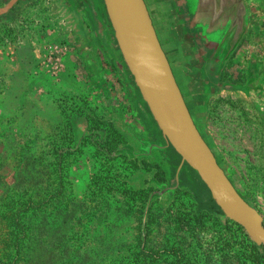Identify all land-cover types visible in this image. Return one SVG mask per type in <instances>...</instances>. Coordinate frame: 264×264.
I'll return each mask as SVG.
<instances>
[{
	"label": "rangeland",
	"instance_id": "1",
	"mask_svg": "<svg viewBox=\"0 0 264 264\" xmlns=\"http://www.w3.org/2000/svg\"><path fill=\"white\" fill-rule=\"evenodd\" d=\"M39 1L38 10H18L15 20L54 23L53 11ZM249 40L229 69L231 81L245 79ZM74 52L69 64L64 57L70 68L60 78L72 87L46 94L57 111L25 123L0 122V264H264L241 226L228 219L220 225L190 194L179 193L167 207L153 204L143 230L146 195L128 183L132 169L125 159L105 156L88 140L75 151L77 117L115 134L97 118L119 89L92 91ZM108 82L115 87L113 78ZM206 126L229 179L264 219V101L214 98ZM187 182L194 192L197 182L190 176ZM207 201L213 207L209 193ZM17 237L23 238L18 254Z\"/></svg>",
	"mask_w": 264,
	"mask_h": 264
},
{
	"label": "water",
	"instance_id": "2",
	"mask_svg": "<svg viewBox=\"0 0 264 264\" xmlns=\"http://www.w3.org/2000/svg\"><path fill=\"white\" fill-rule=\"evenodd\" d=\"M34 1L0 0V23L11 25L15 21L17 10L26 8ZM102 2L105 20L113 31L124 68L130 74L140 99L146 105L165 141V146H159L157 149L163 151L171 148L179 160L177 171L182 165H187L188 170L194 172L206 187L210 199L221 214L241 226L253 244L264 247V219L233 185L220 161L221 153L210 146L211 137L206 126V103L197 114H191L188 110L172 73L169 56L162 49L168 42L160 40L150 19V14L155 12H150L143 0ZM251 4L259 8V17L251 12ZM174 12L185 16L183 19L188 32L183 37L182 45L198 48L200 54L204 53L209 45H215L216 47L210 49V53L227 59L247 34H251L253 39L258 41L264 32V0H175ZM176 30L178 31L177 28ZM261 70L259 63L248 59L243 82H217L206 78V88L211 90L208 98L228 95L246 102L264 101V74ZM198 85L202 90L201 80ZM117 127L135 139L129 127L122 123ZM136 141L138 152H134L129 145L119 146L112 153L106 150L103 152L112 158L126 155L128 159H140L147 157L151 148L155 147L148 142L137 139ZM134 177H137L141 185L144 177L138 174ZM149 185L161 189V184L156 182H150ZM174 188L175 186L165 187L157 194L162 196L166 193L167 197H170ZM149 208L150 198L143 212V230Z\"/></svg>",
	"mask_w": 264,
	"mask_h": 264
},
{
	"label": "flooded vegetation",
	"instance_id": "3",
	"mask_svg": "<svg viewBox=\"0 0 264 264\" xmlns=\"http://www.w3.org/2000/svg\"><path fill=\"white\" fill-rule=\"evenodd\" d=\"M36 1L38 0L33 3ZM143 1L155 12L150 14V19L156 33L157 30L161 31V38L168 42L162 49L165 47L167 50H164L165 54L170 55V59H173L171 70L188 110L191 114H197L201 111L204 103L209 110L210 102L214 97L208 98L211 90L206 88V78L214 79L217 82L231 81L228 76L229 69L233 66L236 54L245 38L250 34L245 36L234 53L227 59L210 53V49L216 47L215 45H209L208 49L206 48L204 53L200 54L198 48L182 45L183 37L188 30L183 19L185 16L174 12L175 0ZM45 2L48 10L53 11L52 18L56 24H59V29L67 32L73 42L77 55L91 77V90L96 93H106L112 92L113 89L114 91L119 89L120 95L117 94L116 98L111 97L104 117L97 118V122L110 126L115 134L109 137L104 127H92L88 122V116L77 117L74 121V128L77 132L75 151L82 146L84 140H88L91 148L105 156L107 155L103 150L112 153L122 145H129L134 152H138L136 139L148 142L155 147L151 148L147 157L140 159L138 157L128 159L126 155L120 157H123L127 166L129 165L132 169L130 179L132 186L145 193L146 202L150 198V207L156 203L167 207L180 193L190 194L199 206L209 208L208 191L199 181L197 175L194 172H189L185 164L177 171L179 160L171 148L170 150L166 148L163 151L157 149L159 146L164 147L165 141L157 130L146 105L140 99L130 74L124 68L113 31L105 20L102 0H45ZM111 78L114 80L115 87L110 86L112 89H109L108 81ZM200 80L203 85L202 90L198 85ZM244 80L243 77L231 82L237 83ZM119 123L129 127L135 139L121 131L117 127ZM173 156H175V160L171 161ZM136 173L138 176L144 177L143 179L141 177V185L136 179L137 177H134ZM189 176L197 182V186H195L197 189L194 192L187 182ZM150 182L161 184V189L171 186H175V188L170 197H167L166 193L158 196L157 193L161 189H155L152 187L153 185H149Z\"/></svg>",
	"mask_w": 264,
	"mask_h": 264
},
{
	"label": "crops",
	"instance_id": "4",
	"mask_svg": "<svg viewBox=\"0 0 264 264\" xmlns=\"http://www.w3.org/2000/svg\"><path fill=\"white\" fill-rule=\"evenodd\" d=\"M39 4L48 10L45 0ZM30 5L27 7L39 9L36 2ZM250 10L260 16L257 6L251 4ZM52 22L34 17L27 23L17 19L11 25H0V122L25 123L35 116L48 115V109L57 111L46 102L48 90L72 87L70 81L60 78L70 68L75 46L68 33ZM249 42L245 60L254 59L264 74V32L258 41L250 34ZM58 80L60 83H56Z\"/></svg>",
	"mask_w": 264,
	"mask_h": 264
},
{
	"label": "trees",
	"instance_id": "5",
	"mask_svg": "<svg viewBox=\"0 0 264 264\" xmlns=\"http://www.w3.org/2000/svg\"><path fill=\"white\" fill-rule=\"evenodd\" d=\"M73 128H74V126H73ZM209 142H210V146H211V147H214V145H213L211 139L209 140ZM120 156H121V155H120ZM120 156H118V157H120ZM107 157H109V156H107ZM109 158H112V157H109ZM115 158H116V157H115ZM220 161H221V163H222V166H223V167L226 169V171H227V166H226L225 163L223 162V159H222V158H221ZM128 183L131 184L130 180H128ZM209 209L214 213V217H215V219L219 222V224H220V225H224L226 218L224 217L223 214H221V212L219 211V209H218L216 206H214V205H213V207H211V208L209 207ZM149 210H150V208H149ZM148 212H149V211H148ZM18 238H19V237L16 238V241H18V242L16 243V245H18V246H17L16 248H14L16 254L19 253V244H20L21 239H23V238H19V240H18ZM251 245H252L253 248L256 250L258 256L261 257V256L264 254V252H263V251H264V247H262V246H256V245L253 244L252 242H251Z\"/></svg>",
	"mask_w": 264,
	"mask_h": 264
}]
</instances>
